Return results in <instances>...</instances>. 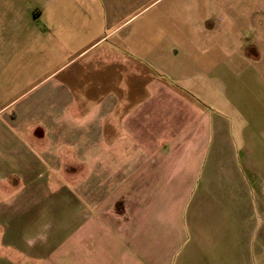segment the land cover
I'll use <instances>...</instances> for the list:
<instances>
[{"label": "crops", "instance_id": "0c3cea01", "mask_svg": "<svg viewBox=\"0 0 264 264\" xmlns=\"http://www.w3.org/2000/svg\"><path fill=\"white\" fill-rule=\"evenodd\" d=\"M121 4L36 0L22 14L2 8L0 264H171L214 134H224L222 165L264 175V110L245 112L226 95L232 112L214 122L187 84L227 90L233 34L208 20L199 32L204 46L187 49L192 42L183 37L186 44L165 51L171 60L191 51L195 61L150 64L132 48L134 15ZM252 48L242 58L257 88L264 51ZM237 173L220 178L234 199L222 209L231 220L227 262L264 264L263 224L250 208L249 181ZM216 228L208 222L202 230L210 237Z\"/></svg>", "mask_w": 264, "mask_h": 264}, {"label": "rangeland", "instance_id": "374dc122", "mask_svg": "<svg viewBox=\"0 0 264 264\" xmlns=\"http://www.w3.org/2000/svg\"><path fill=\"white\" fill-rule=\"evenodd\" d=\"M36 0H16L12 7L5 0H0V15L2 8L10 9L16 14L24 13L35 6ZM122 4L116 8L123 10L125 7L132 8L134 15L127 24L128 27L136 29L132 36V48L138 57L150 64H161L175 61H195L197 54L185 53L181 59H167L165 51L183 44V39L192 42L187 49L193 48L194 41L199 46L201 32L206 27L205 22L214 21L211 29H228L233 34L231 44L234 53L228 55V63H233L234 73L227 72V90L218 85L217 90H210L204 83L188 80L187 84L192 87V94L202 104L207 106L209 113L213 114V121L221 120L226 113H231L227 106L226 95L233 101L242 102L245 112L256 111V108L264 110V85L255 88L250 86L247 72L249 67L243 61L242 55L252 47H259L264 51V0H121ZM221 18V19H220ZM218 19V25L215 21ZM5 24V23H4ZM24 24V23H23ZM3 25L0 17V27ZM127 28V29H129ZM207 28V29H208ZM244 36V37H242ZM179 41V42H178ZM178 42V43H177ZM254 45V46H253ZM190 46V47H189ZM240 46V47H239ZM249 47V49H247ZM192 50V49H190ZM245 50V51H244ZM199 58V57H198ZM28 61V60H27ZM264 68V64L260 65ZM247 77V79H246ZM236 78V79H234ZM243 80L247 81L244 85ZM246 83V82H245ZM250 96V97H249ZM262 107L255 106L254 99L258 98ZM259 103V102H258ZM250 109V110H249ZM259 111V110H258ZM229 120V118H227ZM258 122L260 118L257 119ZM262 120V119H261ZM264 122V119H263ZM227 136V135H226ZM225 136V139L227 140ZM224 138V134L213 135V143L206 147L203 155V163L199 180L194 186L193 194L186 204V216L182 240L170 249L171 264H229L230 234L225 229L231 220L222 213L223 208L233 202L232 193L227 190L229 184L221 177L227 176L232 179L237 176V171L243 175L250 185V208L255 209V221L263 224L264 228V175H257L254 167L236 166L231 164L222 165L227 159L226 150H220L218 144ZM264 139V136H263ZM224 145V143H222ZM225 146V145H224ZM264 146L260 144L259 147ZM260 153L264 156L263 148ZM235 151V150H234ZM217 154L223 158L220 161L214 159ZM236 158H243L241 152L235 151ZM238 174V173H237ZM238 176H240L238 174ZM241 177V176H240ZM219 180V181H218ZM229 202V203H228ZM249 205H246L248 207ZM260 209L257 211L258 207ZM263 207V209H262ZM211 212V213H210ZM212 214V215H211ZM208 222L215 223L217 228L212 230L213 235L208 237L209 231L202 230ZM221 225H225L221 227ZM197 228V229H194ZM199 228V229H198ZM155 254H157V248Z\"/></svg>", "mask_w": 264, "mask_h": 264}]
</instances>
